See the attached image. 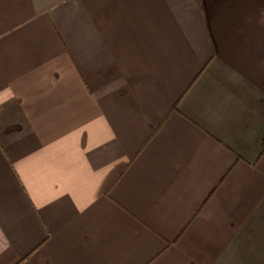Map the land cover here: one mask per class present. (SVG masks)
<instances>
[{
  "label": "crops",
  "instance_id": "obj_1",
  "mask_svg": "<svg viewBox=\"0 0 264 264\" xmlns=\"http://www.w3.org/2000/svg\"><path fill=\"white\" fill-rule=\"evenodd\" d=\"M263 139L264 0H0V264H264Z\"/></svg>",
  "mask_w": 264,
  "mask_h": 264
},
{
  "label": "trees",
  "instance_id": "obj_2",
  "mask_svg": "<svg viewBox=\"0 0 264 264\" xmlns=\"http://www.w3.org/2000/svg\"><path fill=\"white\" fill-rule=\"evenodd\" d=\"M175 106H176V104L174 105V108H175ZM262 152H264V139H263V151Z\"/></svg>",
  "mask_w": 264,
  "mask_h": 264
}]
</instances>
